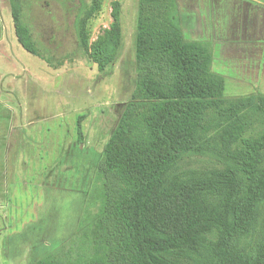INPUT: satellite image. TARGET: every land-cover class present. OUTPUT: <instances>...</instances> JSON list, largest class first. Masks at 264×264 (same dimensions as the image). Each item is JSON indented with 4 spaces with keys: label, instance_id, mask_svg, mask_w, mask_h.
I'll return each mask as SVG.
<instances>
[{
    "label": "trees",
    "instance_id": "1",
    "mask_svg": "<svg viewBox=\"0 0 264 264\" xmlns=\"http://www.w3.org/2000/svg\"><path fill=\"white\" fill-rule=\"evenodd\" d=\"M25 1L9 0L16 37L49 62L24 20ZM97 10L78 20L85 42ZM114 18L91 47L101 69L121 51ZM135 57L134 89L76 233L35 264H264V95L224 97L213 43L185 38L178 0H138ZM195 156L216 166L179 169Z\"/></svg>",
    "mask_w": 264,
    "mask_h": 264
},
{
    "label": "rangeland",
    "instance_id": "2",
    "mask_svg": "<svg viewBox=\"0 0 264 264\" xmlns=\"http://www.w3.org/2000/svg\"><path fill=\"white\" fill-rule=\"evenodd\" d=\"M178 3L185 38L213 43L212 68L226 77L224 97L264 95V0ZM98 5L83 29L85 42L78 20ZM23 14L49 62L21 46L9 0H0V101L7 105L0 120L6 133L17 127L2 142L8 177L0 176V264H35L74 236L136 76L138 0H26ZM114 14L121 51L101 69L91 47ZM214 166L195 156L179 169ZM263 224L264 209L259 228Z\"/></svg>",
    "mask_w": 264,
    "mask_h": 264
},
{
    "label": "crops",
    "instance_id": "3",
    "mask_svg": "<svg viewBox=\"0 0 264 264\" xmlns=\"http://www.w3.org/2000/svg\"><path fill=\"white\" fill-rule=\"evenodd\" d=\"M1 39V37H0ZM7 105H5V103H3L2 101H0V116H3V111H5V109L7 110ZM5 124L2 122V120H0V177L3 181H5V178H7V174H8V165H7V157H6V153H5V147H3V141H8V138L11 134L12 130H15L17 127L15 128H9L8 133L5 132V128H4ZM5 142V143H6ZM11 172V170H10ZM6 185V184H3Z\"/></svg>",
    "mask_w": 264,
    "mask_h": 264
}]
</instances>
